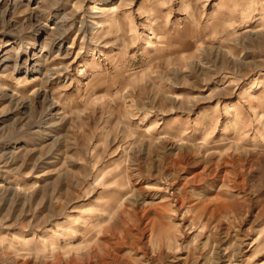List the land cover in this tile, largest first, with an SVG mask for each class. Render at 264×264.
<instances>
[{"label":"rangeland","instance_id":"obj_1","mask_svg":"<svg viewBox=\"0 0 264 264\" xmlns=\"http://www.w3.org/2000/svg\"><path fill=\"white\" fill-rule=\"evenodd\" d=\"M179 2L0 0V264H264V0Z\"/></svg>","mask_w":264,"mask_h":264},{"label":"bare ground","instance_id":"obj_2","mask_svg":"<svg viewBox=\"0 0 264 264\" xmlns=\"http://www.w3.org/2000/svg\"><path fill=\"white\" fill-rule=\"evenodd\" d=\"M29 1V0H28ZM100 1V0H99ZM183 1L184 0H180V4H182L183 3ZM109 2V1H108ZM107 4V3H106ZM107 6V5H106ZM106 6H105V8H106ZM100 7L98 6V3H95L93 6H91V12H92V17H95L96 19H97V16H98V14L99 13H97V12H99L100 10H101V8L99 9ZM107 8H109V7H107ZM102 12V11H101ZM101 15V14H100ZM109 17V16H108ZM94 19V18H93ZM105 20V19H104ZM109 20V19H108ZM95 21V20H94ZM111 23H114L115 24V19H111V21H110ZM57 25L56 26H58V28L60 27L59 26V22L57 21V23H56ZM56 26H53V27H51V28H56ZM105 26H106V20L105 21H100L99 22V24H98V27H100L102 30H104L105 29ZM116 26L120 29V30H123L124 31V29H123V26L119 23V24H116ZM60 30V29H59ZM109 34V33H108ZM124 34H125V32H124ZM64 56H67V55H64ZM38 60H40V59H38ZM38 62H35L34 63V65L32 66V67H28L25 71H24V76H23V79L24 80H28L29 79V77H34V76H36V74L38 73V70L35 68V66H36V64H37ZM57 68H58V66H56ZM16 68H18V64H15V66H14V70H16ZM49 68V67H48ZM50 69V68H49ZM49 69H47V71L45 72V74H44V76L43 77H48L49 76V74H50V70ZM37 89H39V88H37ZM53 104V103H52ZM54 104H55V101H54ZM15 235V234H14ZM16 236H18V235H16ZM17 240H19V241H21L20 243H22V245H26V246H28V244L30 243V239H28V238H26V237H20V236H18V238H16ZM45 241L47 242L48 240L47 239H45Z\"/></svg>","mask_w":264,"mask_h":264}]
</instances>
